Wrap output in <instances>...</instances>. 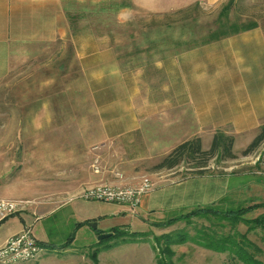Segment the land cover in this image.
<instances>
[{
  "label": "crops",
  "instance_id": "crops-1",
  "mask_svg": "<svg viewBox=\"0 0 264 264\" xmlns=\"http://www.w3.org/2000/svg\"><path fill=\"white\" fill-rule=\"evenodd\" d=\"M222 1L0 0V85L15 63L29 60L33 47L70 41L101 116L106 140L117 141L124 151H134V163L155 166L178 145L193 138H200L203 149L208 150L217 131L235 137L249 135L250 145L264 125L262 30L245 31L189 51L180 48L175 56L165 58H157L156 47H136L134 68L130 69L111 45L94 44L93 38L106 35L96 34L93 27L86 28V16L93 14L94 5L112 8L115 21L125 23L138 11L167 15L194 4L214 7ZM82 38L90 39L89 44L77 40ZM162 49L175 53L169 51L173 47ZM148 173L154 188L142 197L133 214L127 205L79 198L87 187L120 182L103 169L86 174L82 185L33 194L14 190L11 178L0 170V198L20 197L35 202L0 224V248L29 227L44 247L34 264H96L95 252L99 263L100 254H116L121 245L140 243L101 249L99 243L95 246L94 231L105 235L114 229L131 233L133 227L141 225L150 231L159 229L155 226L158 223L196 209L214 207L227 212L225 209L234 203L236 193L226 179L221 183L203 175L186 174L181 167ZM257 175L249 176V206L264 203V176L259 172ZM142 176L125 180L135 183ZM102 203L111 209H103ZM59 214V221L52 227L56 232L65 229L69 238L73 236L70 241L59 239L48 225Z\"/></svg>",
  "mask_w": 264,
  "mask_h": 264
},
{
  "label": "rangeland",
  "instance_id": "rangeland-1",
  "mask_svg": "<svg viewBox=\"0 0 264 264\" xmlns=\"http://www.w3.org/2000/svg\"><path fill=\"white\" fill-rule=\"evenodd\" d=\"M93 11L86 16V28L93 27L96 34L106 35L93 38L94 44L111 45L130 69L134 68L136 47H156L157 58H165L175 56L180 48L189 51L224 40L226 38L213 41L212 37L231 34L235 27L254 24L257 27L250 30L264 32V0H223L214 7L198 4L180 14L149 15L138 11L125 23L115 21L117 16L112 8L94 5ZM77 40L81 44L90 42L85 38ZM73 44L58 40L33 47L29 60L15 63L0 85V170L11 178L18 192L49 193L53 189L82 185L86 174H94L95 166L111 176L124 175L129 181L153 171L154 166L134 163V151H124L119 149L117 141L106 140L101 116L91 100ZM165 47H173L174 50L169 51L175 53H165L162 49ZM229 136L236 141L237 159H214L203 175L221 183L226 179L236 191H233L236 193L234 203L225 209L227 212L248 207L249 176H258V172L264 176V145L252 155L243 157L249 135ZM205 139L210 140L206 136ZM180 167L183 173H191V163L185 162ZM11 199L35 204L33 199ZM100 205L103 209L112 207ZM263 215L264 209H259L244 217L256 221ZM59 219L60 214L51 218L48 225L54 235L66 241L69 233L65 229L56 232L52 227ZM133 228L136 232L132 234L149 233V242L121 245L114 252L116 254L110 251L100 254L98 264H158V258L165 261L168 258L164 252L166 245L162 240L156 241V237L163 235H170L176 242L181 237L185 239L183 244L170 246L174 253L173 264H244L235 252L217 253L200 246L206 234L219 238L232 236L239 246L244 244L247 255L264 264L263 223L233 224L222 218L202 216L150 231H145L142 225ZM97 232L94 231L95 246L99 243L103 249L116 243L111 239L99 240L105 234L96 236Z\"/></svg>",
  "mask_w": 264,
  "mask_h": 264
},
{
  "label": "trees",
  "instance_id": "trees-1",
  "mask_svg": "<svg viewBox=\"0 0 264 264\" xmlns=\"http://www.w3.org/2000/svg\"><path fill=\"white\" fill-rule=\"evenodd\" d=\"M198 6V4H194L187 9L176 12L175 14L185 13ZM223 12L222 14H224ZM257 27V25L245 26L243 28L235 27L232 30L231 34L224 33L221 35H214L212 37L213 41L219 40L221 38H227L232 35L238 34L242 31H247ZM235 139L224 132L218 131L213 136V141L208 150L203 149L202 141L200 138H194L192 140L186 141L180 145H178L170 154L164 157L161 162L153 167V170H173L175 168H179L185 162L191 163L192 169H189L190 175H204L207 170H209V163L214 159L220 160H235L237 159V155L234 152ZM264 145V125L261 126L258 135L252 141L250 145L246 149L242 151V156L247 157L255 153L258 149H260ZM264 209V203L256 204L253 206H248L245 208H240L238 210H233L230 212H222L214 207H206L201 209H196L191 213L186 215H182L177 218H172L164 223H158L155 226L158 227H166L172 226L179 221H189L195 217L202 216H213L222 218L230 223L237 224L240 222L246 224H256L263 223L264 224V215L257 219L256 221L247 220L244 216L253 211ZM80 226V225H79ZM101 233H98L100 235ZM110 234L112 236L108 239L116 240V243L109 245L107 248L111 249L121 244H137V243H146L149 242V237L151 236L149 233H127L126 231H122L120 229H114ZM73 236L69 238V241L72 240ZM163 241L166 245V249L164 252H167L165 255L168 256L167 260L163 261L158 258V264H173L172 257L174 256L173 251L170 250V246L180 245L185 243L184 238H180L179 241H175L170 235H163L160 237H156V241ZM250 243V242H249ZM203 248L209 249L211 251L217 253H225V252H235L237 256L244 262V264H263L260 261L255 260L251 255H247L246 248L243 246H239L232 236H225L223 238L215 237L209 234H206L202 239V243H199ZM245 245L249 246L246 242ZM98 253L95 252L93 255V260L96 264Z\"/></svg>",
  "mask_w": 264,
  "mask_h": 264
},
{
  "label": "built area",
  "instance_id": "built-area-1",
  "mask_svg": "<svg viewBox=\"0 0 264 264\" xmlns=\"http://www.w3.org/2000/svg\"><path fill=\"white\" fill-rule=\"evenodd\" d=\"M95 172L100 168L95 166ZM120 180L117 183H103L87 187L79 196L86 201L104 202L127 205L136 214L144 195L150 193L154 183L147 175L140 177L135 183H126L124 175L116 174ZM31 202L0 198V224L22 212ZM44 252L32 228H26L21 233L11 237L0 248V264H18L37 262Z\"/></svg>",
  "mask_w": 264,
  "mask_h": 264
},
{
  "label": "water",
  "instance_id": "water-1",
  "mask_svg": "<svg viewBox=\"0 0 264 264\" xmlns=\"http://www.w3.org/2000/svg\"><path fill=\"white\" fill-rule=\"evenodd\" d=\"M92 227L96 230V228H97V225H92ZM112 236V234H106V235H102L101 237H100V239H107V238H110Z\"/></svg>",
  "mask_w": 264,
  "mask_h": 264
}]
</instances>
